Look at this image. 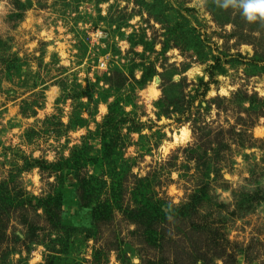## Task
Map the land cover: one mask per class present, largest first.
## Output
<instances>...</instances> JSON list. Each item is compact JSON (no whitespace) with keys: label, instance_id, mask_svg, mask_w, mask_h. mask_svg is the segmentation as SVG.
<instances>
[{"label":"rangeland","instance_id":"obj_1","mask_svg":"<svg viewBox=\"0 0 264 264\" xmlns=\"http://www.w3.org/2000/svg\"><path fill=\"white\" fill-rule=\"evenodd\" d=\"M263 100L226 0H0V264H264Z\"/></svg>","mask_w":264,"mask_h":264},{"label":"clouds","instance_id":"obj_2","mask_svg":"<svg viewBox=\"0 0 264 264\" xmlns=\"http://www.w3.org/2000/svg\"><path fill=\"white\" fill-rule=\"evenodd\" d=\"M242 9V15L249 23L264 20V0H226V7Z\"/></svg>","mask_w":264,"mask_h":264},{"label":"trees","instance_id":"obj_3","mask_svg":"<svg viewBox=\"0 0 264 264\" xmlns=\"http://www.w3.org/2000/svg\"><path fill=\"white\" fill-rule=\"evenodd\" d=\"M163 51L165 52V51H167L166 50V48L164 47L163 48ZM217 68H219L221 71V73H223L224 71H225V69L223 68V67H218L217 66ZM147 80V75H144L143 76V79H142V83H144L145 81ZM264 101V100H263ZM253 107H254V105H253ZM247 113H249V110H247L246 111ZM105 143H106V141H105ZM86 150V149H85ZM84 150V151H85ZM84 152H82V153H79V154H83ZM78 154V157L80 156ZM104 156H106V157H108V155L107 154H105ZM210 170V169H209ZM224 206V205H223ZM160 208V211L162 212V213H165V211H163L162 210V208L161 207H159ZM236 252V251H235ZM234 252V253H235ZM244 254H245V258H246V261H253V260H255L257 257L255 256V253H254V248H253V246L252 247H250L249 249L247 248V249H244ZM227 256V255H226ZM216 258H222V255H219V254H215V255H213V256H211V259H205L206 261H208V262H211V263H214L215 262V260H216ZM251 261V262H252Z\"/></svg>","mask_w":264,"mask_h":264}]
</instances>
